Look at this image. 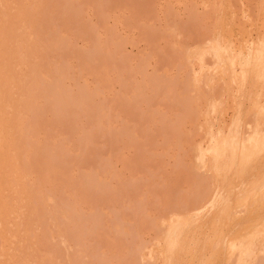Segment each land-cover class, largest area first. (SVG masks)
Instances as JSON below:
<instances>
[{"label": "rangeland", "instance_id": "1", "mask_svg": "<svg viewBox=\"0 0 264 264\" xmlns=\"http://www.w3.org/2000/svg\"><path fill=\"white\" fill-rule=\"evenodd\" d=\"M0 115V264H264V0H0Z\"/></svg>", "mask_w": 264, "mask_h": 264}, {"label": "bare ground", "instance_id": "2", "mask_svg": "<svg viewBox=\"0 0 264 264\" xmlns=\"http://www.w3.org/2000/svg\"><path fill=\"white\" fill-rule=\"evenodd\" d=\"M262 5V4H261ZM196 14V13H195ZM194 14V15H195ZM230 17V16H229ZM228 20V19H227ZM224 21H226V20H224ZM196 23V22H195ZM222 26V25H221ZM232 30V29H231ZM228 32V31H227ZM230 32V31H229ZM222 33V32H221ZM218 35V34H217ZM231 36V35H230ZM223 39V38H222ZM225 40H227L226 38H225ZM173 47V46H172ZM176 48V47H175ZM178 49V48H177ZM214 50V49H213ZM180 51V50H179ZM260 52V51H259ZM225 53V52H224ZM176 54V53H175ZM221 54V53H220ZM219 54V55H220ZM185 55V54H184ZM220 57V56H219ZM184 58V57H183ZM231 61V60H230ZM169 78V77H168ZM188 78V77H187ZM204 78V77H203ZM159 82V81H158ZM176 82H177V80H176ZM185 82V81H184ZM203 82V81H202ZM160 83V82H159ZM175 83V82H174ZM179 84V83H178ZM181 84V83H180ZM164 85H166V84H164ZM168 85V84H167ZM177 85V84H176ZM181 86V85H180ZM167 87V86H166ZM163 88V87H162ZM164 89V88H163ZM159 90H160V88H159ZM187 90V89H186ZM250 90V89H249ZM184 91V90H183ZM192 91V90H191ZM171 92V91H170ZM207 92H208V90H207ZM166 93V92H165ZM188 93V92H187ZM53 94V93H52ZM164 94V93H163ZM200 94H201V92H200ZM202 95V94H201ZM55 93H54V97L52 98V99H54L53 101H55V100H57V99H55ZM184 97V96H183ZM208 97V96H207ZM167 98V97H166ZM168 98H169V96H168ZM170 99V98H169ZM178 99V98H177ZM189 100V99H188ZM193 100V99H192ZM178 101V100H177ZM249 101V100H248ZM173 102V101H172ZM186 102V101H185ZM57 103H59V102H57ZM190 103V102H189ZM172 104H174V103H172ZM178 104V103H177ZM185 104V103H184ZM191 104H192V102H191ZM203 104V103H202ZM59 105H60V103H59ZM186 105H188V104H186ZM185 108H187V107H185ZM198 110V109H197ZM184 111V110H183ZM182 111V112H183ZM186 111V110H185ZM164 113V112H163ZM190 114V113H189ZM163 116H164V114H162ZM181 115V114H180ZM190 115H192V114H190ZM252 115V114H251ZM1 116V115H0ZM163 116H162V118H163ZM180 119V118H179ZM182 120H184V118H181ZM196 119H197V116H196ZM195 119V120H196ZM181 121V120H180ZM251 121V120H250ZM160 122V121H159ZM182 122V121H181ZM253 122V121H252ZM163 123H164V120H163ZM176 124V123H175ZM200 125V124H199ZM198 125V126H199ZM1 126V125H0ZM168 127V126H167ZM169 128V127H168ZM171 128V127H170ZM180 128V127H179ZM174 129V128H173ZM176 129V128H175ZM169 130V129H168ZM165 131H167V130H165ZM177 131V130H176ZM175 131V132H176ZM179 131H180V129H179ZM178 132V131H177ZM176 132V133H177ZM181 132V131H180ZM183 134V133H182ZM191 134V133H190ZM181 135V134H180ZM257 137V136H256ZM177 139V138H176ZM250 141V140H249ZM248 141V142H249ZM261 141V140H260ZM257 142V141H256ZM255 142V143H256ZM232 145V144H231ZM230 145V146H231ZM245 145V144H244ZM257 145V144H256ZM253 146H254V144H253ZM229 147V146H228ZM259 147V146H258ZM239 148V147H238ZM242 148V147H241ZM221 152V151H220ZM225 152V151H224ZM248 151H246V153H247ZM255 152V151H254ZM218 155V154H217ZM220 155V154H219ZM244 157V156H243ZM214 158V157H213ZM176 160H179V159H176ZM177 162V161H176ZM182 165V164H181ZM191 165V164H190ZM186 167V166H185ZM190 168V167H189ZM193 168V167H192ZM191 168V169H192ZM187 169V168H186ZM185 171V170H184ZM193 171H194V169H193ZM203 173V172H202ZM200 174H201V172H200ZM204 176V175H203ZM208 177H210V176H208ZM198 178V177H197ZM205 178V177H204ZM203 178V179H204ZM206 179V178H205ZM210 179V178H209ZM213 180V179H212ZM13 181V180H12ZM202 183V182H201ZM199 186V185H198ZM198 188V187H197ZM246 188V187H245ZM181 191V190H180ZM184 192V191H183ZM209 192V191H208ZM216 192V191H215ZM178 193V192H177ZM221 193V192H220ZM180 194V193H179ZM215 194V193H214ZM197 198V197H196ZM20 199V198H19ZM189 200V199H188ZM223 200V199H222ZM211 201V200H210ZM215 201V200H214ZM16 203V202H15ZM226 203V202H225ZM207 204H209V203H207ZM210 204H211V202H210ZM176 205V204H175ZM180 205V204H179ZM206 207H208V206H206ZM212 208V207H211ZM247 208V207H246ZM253 208V207H252ZM182 209V208H181ZM203 209H205V208H203ZM201 210V209H200ZM174 211H176V209L174 210ZM202 211V210H201ZM242 211V210H241ZM204 212V211H203ZM196 213H198V212H196ZM209 213V212H208ZM236 213V212H235ZM231 220V219H230ZM8 221V220H7ZM225 224V223H224ZM9 225V224H8ZM1 226V225H0ZM176 227V226H175ZM173 231V230H172ZM174 236V235H173ZM216 240V239H215ZM168 242V241H167ZM11 247H12V245H11ZM11 250V249H10Z\"/></svg>", "mask_w": 264, "mask_h": 264}]
</instances>
